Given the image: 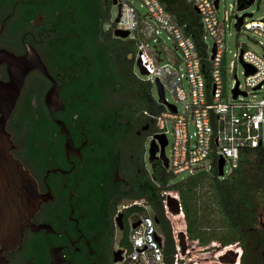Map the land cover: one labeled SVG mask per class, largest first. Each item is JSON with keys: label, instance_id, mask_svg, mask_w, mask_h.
Wrapping results in <instances>:
<instances>
[{"label": "flooded vegetation", "instance_id": "1", "mask_svg": "<svg viewBox=\"0 0 264 264\" xmlns=\"http://www.w3.org/2000/svg\"><path fill=\"white\" fill-rule=\"evenodd\" d=\"M72 3L73 0H0V51L23 56L28 47L33 48L56 83L62 107L51 112L45 95L52 83L38 70L31 71L14 110L29 107L36 126L40 115H46L45 139L35 145L37 150L44 147L45 151L22 150L13 137L14 121L6 125V131L16 147L12 156L34 178L46 201L32 217L31 226L24 230L20 249L3 254L8 264H117L115 252L120 250L122 258L127 246L116 249L114 244L116 198L129 188L131 168L141 175L151 174L144 157L153 123L138 126L117 117L115 101L102 87L82 85L79 71L69 69L68 57L63 68L53 72L42 58V50L60 41L59 30L70 51L76 23L71 16ZM104 24V31L114 37L113 25L105 29ZM100 27L99 20L95 26L99 44ZM0 80H9L5 64L0 65ZM68 141L70 147H66Z\"/></svg>", "mask_w": 264, "mask_h": 264}, {"label": "built area", "instance_id": "2", "mask_svg": "<svg viewBox=\"0 0 264 264\" xmlns=\"http://www.w3.org/2000/svg\"><path fill=\"white\" fill-rule=\"evenodd\" d=\"M140 1L146 8L149 18L142 17L131 4L120 2L118 3L120 5L119 21L112 24V30L129 33L127 39L134 40L137 46L135 59L148 77L145 82L152 87L158 81L163 91L167 87L181 106V111L173 106L175 112H172L169 108L172 105L166 102L165 97L164 103H160L159 98L158 101L154 100L151 94L159 111L141 113L154 125V130L148 135L147 140L150 143L154 141L158 150L156 155L159 157L158 137L163 136L167 141V134L171 127L170 134L173 142L170 158L165 156L167 159L165 170L172 176L188 172L189 176L182 179L180 184L181 190L191 193L197 232L220 233V228H213L207 224L217 223L220 220L211 186L203 184L190 187L188 182L200 172L209 173L214 164L217 178L224 179L226 162L230 164L227 177L235 167L241 153L264 147V51L262 55H258L247 48L237 47L231 58L229 50L232 20L236 29L238 19L243 17L236 33L246 32L264 38V0L263 17L259 20H248L252 14L243 13L238 16L233 12L234 8L245 12L255 0H235L234 5L226 0L224 19L221 22L216 16L219 0L217 5L215 0H184L196 9L195 13L199 17L203 54L197 52L192 40L185 36L182 28L175 23L157 0ZM239 2L242 4L241 8H238ZM161 31L173 40L179 51V54H176L167 46H162L166 56V64L163 66L156 63L148 48L150 41L158 42ZM208 37L212 40L210 54H208ZM213 49L214 53H212ZM182 65L185 68L189 86L188 95L183 86L184 76L180 72ZM239 65L244 70L243 89L236 77ZM235 93H237L236 97ZM190 125L194 128L193 135L189 134ZM220 159L223 160L221 177L218 176ZM159 163L162 165L161 161ZM163 194L165 199L162 207L165 215L169 209L167 199L171 198L178 203L179 213L175 216L180 215L183 218L178 195ZM206 206L209 211H206ZM135 208L141 211L133 212L123 224L128 232L129 249L122 252L120 263L129 264L143 260L145 264H165L163 235L160 230H156L158 223L150 206L144 200H129L125 204L121 201L113 215L114 229L118 227L116 220L119 214ZM136 223L137 226L133 228ZM195 243L197 247L191 248ZM175 247L174 264H240L243 254L242 248L237 243L222 246L217 241H212L201 245L198 240H189L187 229L184 251L176 239ZM228 255V262H223L222 259Z\"/></svg>", "mask_w": 264, "mask_h": 264}, {"label": "trees", "instance_id": "3", "mask_svg": "<svg viewBox=\"0 0 264 264\" xmlns=\"http://www.w3.org/2000/svg\"><path fill=\"white\" fill-rule=\"evenodd\" d=\"M157 1L182 28L185 36L192 40L197 52L203 54L202 29L193 7L184 0ZM110 5L111 0H73L71 16L76 23L72 30L70 51L61 39L64 37L63 32L59 30L60 41L49 45L48 50H42L41 55L51 72L61 70L68 57V67L70 70L79 71L82 85L90 86L92 89L102 87L107 96L115 101L117 117L120 116L138 126L145 125L150 123V120L141 113L143 111L157 113L159 108L151 98L150 84L140 81L133 73L136 42L114 38L110 31L105 32L103 29V24L108 21ZM44 6L45 2L42 9ZM99 20L102 39L100 44L96 42L95 30ZM40 117L36 126L37 122L29 107L16 109L12 113L7 125L14 121L13 137L22 150L45 151L44 147H40L39 150L35 147L37 143H41L40 140L45 139L47 133L45 126L47 117L46 115ZM144 141L145 139L140 142L142 165ZM129 176V188L119 193L115 205H119L123 200H144L150 206L163 235L165 264H174L176 256L175 237L162 207L165 199L163 193L170 192L176 193L180 200L189 240H198L201 245L212 241H217L222 246L237 243L243 251L240 264H248L246 260L251 253L257 255L258 264H264V228L259 224V217L264 214V147L241 153L235 167L224 179L217 178L215 164L209 173L200 172L189 179L190 187L203 184L211 186L220 220L207 224L213 228H220V233L197 232L191 193L181 190L180 183L169 184L173 176L160 163L152 165L151 174L141 175L131 168ZM137 211L141 210L135 208L124 211L123 224ZM206 211H209L207 206ZM113 213L114 211L112 215ZM121 245H126L129 249L127 229H124Z\"/></svg>", "mask_w": 264, "mask_h": 264}, {"label": "water", "instance_id": "4", "mask_svg": "<svg viewBox=\"0 0 264 264\" xmlns=\"http://www.w3.org/2000/svg\"><path fill=\"white\" fill-rule=\"evenodd\" d=\"M112 5L118 6V16L114 23L119 21L120 17V5L117 0H111ZM217 5V0H215ZM242 4L238 3V8H241ZM196 11V9H194ZM250 16V15H244ZM243 20V17L238 19L236 29ZM114 37L119 39H127L129 33L122 31H114ZM215 50H212L214 53ZM5 64L8 72V82L0 80V264H8V261L4 257V253H11L13 250L20 249L23 232L31 226V219L34 214L39 210V207L46 201L45 197L38 192L37 184L30 173L24 169L22 163L16 160L11 151L16 147L11 140V135L6 131V125L10 119L12 112L14 111L16 102L20 96L21 90L24 85L26 76L33 70H38L43 76L48 78L52 87L45 95V102L53 113L55 110L61 109L60 100L58 97V88L56 83L48 74L46 67L40 57V55L31 47L27 48V52L23 56H15L7 51H0V65ZM141 74L146 75L143 67L140 63H137ZM156 87L158 91L159 102L164 103V91L158 81H156ZM237 93H235V97ZM172 112H175L173 106H169ZM59 126H61L59 124ZM62 133H66L62 129ZM160 143V156L156 157L158 152L157 147L152 141L150 143L149 161L154 163L156 160L162 162V167L167 168V159L164 155V148L167 144L166 139L158 137ZM70 141L67 142L66 147H70ZM223 160L218 161V176H222ZM169 210L174 215H178V203L176 200L168 198ZM122 214H119L116 222L119 229L123 228ZM156 223L157 220H155ZM137 226V223L133 225V228ZM178 243L184 251V241L178 239ZM117 256L114 259L115 263H120L122 258L120 257L121 251L115 252ZM229 255L222 259L223 262H228ZM57 264V262H55Z\"/></svg>", "mask_w": 264, "mask_h": 264}, {"label": "rangeland", "instance_id": "5", "mask_svg": "<svg viewBox=\"0 0 264 264\" xmlns=\"http://www.w3.org/2000/svg\"><path fill=\"white\" fill-rule=\"evenodd\" d=\"M118 3L120 2H127L129 4H131L139 13L142 17L148 19V12L146 10L145 7L142 6V2L140 0H117ZM229 3L231 5H234V1L235 0H228ZM226 10V0H219V7H218V11L216 12V16L218 18V20L221 22L224 19V11ZM108 21L104 24V28L108 29L109 25L113 24L114 21L116 20L117 16H118V6L117 5H110L109 9H108ZM234 13H236L238 16L242 15L243 13H247V14H252V17L248 20H259L263 17V0H255L254 3H252L250 6L247 7L245 12H240L237 11L236 8H234L233 10ZM236 29L234 27V21H231V28H230V36H229V50H230V56L231 58L233 57V54L235 53V49L238 47H244L247 48L253 52H255L258 55H262L263 51H264V38L262 37H258L254 34L251 33H246V32H242V33H236ZM209 40V48H208V54L211 53V48H212V40L210 37H208ZM162 46H167L168 48H170L171 50H173L176 54H179V51L177 50V46L175 45V43L173 42V40L171 38H169V36L161 31L158 35V42H152L150 41L148 43V48L150 53L152 54V56L155 58L156 63L159 66H163L164 64H166V56L162 50ZM181 74L184 76L183 79V86L185 89L186 94H189V86L187 83V76H186V72H185V68L182 65L181 67ZM243 67L242 66H237V72H236V77L238 82L241 84L242 89L244 86V75H243ZM133 73L134 75L140 80V81H147L148 77L146 75L141 74L139 67L137 66V59H135V63H134V67H133ZM234 81V78H233ZM151 94L154 100L158 101V91H157V87L156 85H153L151 87ZM260 96V95H259ZM164 97L166 99V102L169 105L175 106L179 111H181V106L176 102V100L174 99L173 95L170 93L169 89L167 87L164 88ZM189 134L193 135L194 132V128L192 125L189 126ZM172 133L171 131V127H169V133L167 134V141L168 144L166 145L164 152H165V156L167 158H170V149H171V145L173 142V137L170 134ZM149 150H150V142L149 140L146 141V147H145V163H146V169L148 170V172H152V164L149 161ZM230 164L228 162L225 163L224 165V177H226L227 172L229 170ZM189 176L188 172L179 174L177 176H173L172 179L170 180L169 184H176V183H180L182 179H185ZM169 194H173L175 195V193L170 192ZM172 196V195H169ZM118 198V197H117ZM116 198V199H117ZM129 200H123V204L128 203ZM166 217L170 222L171 225V229H172V233L173 236L175 237L176 240H178L179 238L182 239L183 241H185L186 239V227H185V223L183 221L182 216H175L173 214V212L171 210H167L166 211ZM259 224L262 228H264V214L260 215L259 217ZM114 244H115V248L119 249L120 245H121V241L123 240V236H124V230L119 229L118 227H116L114 229ZM156 230L158 231L159 228L156 227ZM197 244H193L191 248H196ZM247 263L248 264H258V257L256 254L251 253L249 255V258L247 257ZM117 264H121V263H117ZM124 264H128V263H124ZM129 264H145L143 260H139L137 262H131Z\"/></svg>", "mask_w": 264, "mask_h": 264}]
</instances>
